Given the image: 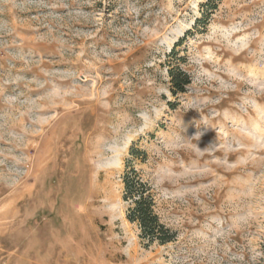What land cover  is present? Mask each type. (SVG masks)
I'll use <instances>...</instances> for the list:
<instances>
[{
    "label": "rangeland",
    "instance_id": "374dc122",
    "mask_svg": "<svg viewBox=\"0 0 264 264\" xmlns=\"http://www.w3.org/2000/svg\"><path fill=\"white\" fill-rule=\"evenodd\" d=\"M0 264H264V0H0Z\"/></svg>",
    "mask_w": 264,
    "mask_h": 264
},
{
    "label": "trees",
    "instance_id": "16d2710c",
    "mask_svg": "<svg viewBox=\"0 0 264 264\" xmlns=\"http://www.w3.org/2000/svg\"><path fill=\"white\" fill-rule=\"evenodd\" d=\"M207 19L208 16L205 17L204 23H207ZM196 23L200 22L196 20ZM174 54L175 48L168 57H172ZM167 71L172 85L170 93L173 96L184 93L186 87L190 84L189 76L175 67H169ZM137 153L135 149L131 150V155L136 156ZM123 182L124 200L131 201L126 218L130 223L137 224L141 232V238L147 240L149 244L165 245L173 242L176 239V233L166 227L155 213V199L149 184L143 182L133 168L125 172Z\"/></svg>",
    "mask_w": 264,
    "mask_h": 264
}]
</instances>
